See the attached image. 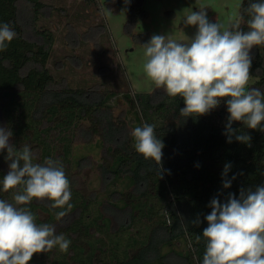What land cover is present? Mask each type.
<instances>
[{"label": "trees", "instance_id": "obj_1", "mask_svg": "<svg viewBox=\"0 0 264 264\" xmlns=\"http://www.w3.org/2000/svg\"><path fill=\"white\" fill-rule=\"evenodd\" d=\"M143 1H114L113 8L130 6L131 28L145 15ZM85 2L98 4L101 10L99 0ZM251 2L256 0H243L240 6V27L245 32L250 19L245 9ZM21 3L31 5L33 36L20 18ZM48 5L42 0H0V24L9 23L16 33L0 51V128L11 130V144L17 149L30 147L34 163L42 164L49 157L62 162L73 205L60 220L55 213L64 209H52L50 201L33 200L26 205L37 224H52L57 234L71 241L67 252L54 248L35 253L28 264H168L172 250L178 256L173 264H203L207 242L202 235L208 226L205 217L211 212L210 201L217 198L225 203L230 193L239 198L241 189L255 191L264 185V131L233 121L235 135L247 134L251 139L242 143L233 135L232 142H227L228 98L205 115L183 117V98L169 97L162 88L127 95L136 127L155 125L154 132L165 145L159 170L154 160L135 150L126 121L114 118L109 103L114 91L104 89V83L74 88L51 70L56 35L40 27ZM98 27L105 48L102 40L111 43L109 30L104 22ZM77 32L83 41L87 33ZM249 55V74L256 79L249 88L264 93V45L253 46ZM58 62L54 64L61 70ZM79 133L86 143L97 136V147L105 146L99 168L109 187L107 208L110 212L119 209L117 226L104 210V201L79 190L66 168L73 163L82 169L91 159L73 147ZM6 156L7 150H0V181L9 171ZM227 163L231 168L223 177ZM224 179L231 181V187H223ZM15 191L4 192L0 183V199L14 202ZM178 243L183 246L180 250L173 248Z\"/></svg>", "mask_w": 264, "mask_h": 264}, {"label": "clouds", "instance_id": "obj_2", "mask_svg": "<svg viewBox=\"0 0 264 264\" xmlns=\"http://www.w3.org/2000/svg\"><path fill=\"white\" fill-rule=\"evenodd\" d=\"M245 11L250 17L246 32L240 27L243 17L225 27L210 22L201 6L184 20L185 25H198L190 42L153 35L144 45V73L169 97L183 98L181 116L205 115L228 98L225 135L229 143L237 131L232 128L233 121L264 131V93L248 88L249 52L253 46L264 45V0L251 2ZM15 36L9 23L0 24V51ZM154 129L155 125L144 124L134 128L131 135L135 150L145 159L154 160L160 170L165 145ZM11 136V130L0 128V150H7L5 160L9 162V171L0 183L6 193L16 190L14 202L0 199V264H28L35 253H48L54 248L68 251L71 241L57 234L54 225L37 224L26 205L33 200L50 201L52 209H64L55 213L57 220L62 219L73 207L70 182L60 160L49 157L42 164L34 163L30 147L17 149L10 143ZM235 139L248 143L251 137L240 134ZM230 168V163L225 164L223 177ZM223 187H231V181L224 179ZM209 207L211 212L205 217L208 226L202 235L207 242L203 264H264V185L255 191L241 189L239 198L230 193L225 203L213 198Z\"/></svg>", "mask_w": 264, "mask_h": 264}, {"label": "rangeland", "instance_id": "obj_3", "mask_svg": "<svg viewBox=\"0 0 264 264\" xmlns=\"http://www.w3.org/2000/svg\"><path fill=\"white\" fill-rule=\"evenodd\" d=\"M48 5L44 8L45 17L40 21V27H48L56 40L49 66L63 82H69L74 88H91L95 83H104L108 91L115 95L109 99L111 111L116 120H125L127 130L132 133L136 128L134 112H131L129 97L135 92H151L156 86L147 78L143 71L145 63L144 45L150 42L153 35H169L178 42L188 43L194 38L198 25H185L184 20L192 11L205 8L207 18L212 23H221L228 27L239 19L240 6L243 0H144L142 7L145 15L139 17L133 27H128L130 6L113 8L114 1L99 0L101 10L97 6H88L85 0H42ZM29 3H21L20 18L25 22L29 36H33ZM106 23L111 43L102 42L98 24ZM240 22V20H239ZM77 28V29H76ZM86 32V38L78 39V32ZM55 61H59L56 69ZM250 77L249 84L255 82ZM248 84V88H249ZM87 124V122H84ZM1 128H6L2 126ZM7 129V128H6ZM56 137L57 131L53 132ZM13 138L10 137V143ZM97 136L92 143H86V137L79 133L73 141L75 151L90 157L88 164L82 169L76 164H66L68 172L76 179L79 190L87 196L97 195L104 201L103 208L113 218L117 226L119 209L108 210V190L104 182L99 164L106 153L105 146L97 147ZM60 152V151H59ZM85 163V161H84ZM113 187H110V189ZM181 243L173 248L182 249ZM170 249L166 248L165 251ZM168 264H173L178 258L172 250Z\"/></svg>", "mask_w": 264, "mask_h": 264}]
</instances>
